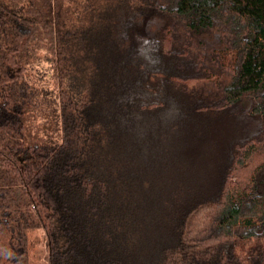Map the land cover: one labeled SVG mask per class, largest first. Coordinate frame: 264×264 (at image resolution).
I'll return each instance as SVG.
<instances>
[{
    "label": "trees",
    "instance_id": "trees-1",
    "mask_svg": "<svg viewBox=\"0 0 264 264\" xmlns=\"http://www.w3.org/2000/svg\"><path fill=\"white\" fill-rule=\"evenodd\" d=\"M35 229L46 264H264V0H0V264Z\"/></svg>",
    "mask_w": 264,
    "mask_h": 264
},
{
    "label": "rangeland",
    "instance_id": "rangeland-1",
    "mask_svg": "<svg viewBox=\"0 0 264 264\" xmlns=\"http://www.w3.org/2000/svg\"><path fill=\"white\" fill-rule=\"evenodd\" d=\"M40 57L38 58V63L37 66H35V72H30V74L32 73L34 78L35 79H39V78H43L44 82H47V80L49 79V77L45 74L47 73L48 69H49V65L46 61H44V59L42 58L44 56L43 53H40ZM39 69H43V70H39ZM48 73H50V71H48ZM44 75H46L44 77ZM52 81V80H51ZM42 82V81H41ZM43 83V82H42ZM44 107V108H43ZM51 111H49L48 107L46 106H41L40 108L39 107H36V108H32L31 111H30V115L28 117V120H27V124L30 126V128L32 129L31 130V134L34 138H37V139H46V136L48 135H57L58 133L60 134V132L58 131L57 133H55V130L54 129H57V126L55 127L53 125H50L49 124V121H48V116L50 114ZM156 116V115H155ZM161 122H165V123H173L174 120H161ZM54 130V131H53ZM154 131H152V136L154 138V140H157L158 141H163L164 139H166V134L168 132H165L163 130V132H165V134H160V133H157L155 130H156V126L154 127L153 129ZM172 132H169L167 135H168V138H169V141H167L168 143L165 144V146H169L170 145V148L172 147L171 145L173 144H179L178 141H171L172 137L170 138V134ZM152 136L150 137L151 141L153 140ZM182 141H186L189 142V139H184ZM184 143V142H183ZM182 143H180L181 145ZM184 145V144H183ZM173 159V157H170ZM200 158V156H199ZM200 161V160H199ZM164 162L167 164V162H169V164H167L168 166L171 165V160H168L165 159ZM155 163L158 165L159 163L155 161ZM158 169V167H157ZM170 178V177H169ZM173 178L171 177L169 180L167 181H164V182H169V186L171 184V180ZM165 180V179H164ZM145 184H150L148 181H145ZM173 186V185H172ZM145 192V191H144ZM159 192V189H156L155 193H158ZM174 192L173 194L174 195H181L180 193L176 192L175 190H171L170 194ZM215 197L217 196L218 192L216 189H214V191H212V193ZM210 194V195H211ZM166 195L167 197L169 196V189H165V191L162 192V194L160 196H164ZM45 232H43L42 229H35L34 231H30L29 232V240H30V264H46L47 263V258H48V253H47V241H46V237H45ZM247 250H243L242 251H239L238 253L241 254V257L237 260L238 262L242 263V264H246L248 262V254H247Z\"/></svg>",
    "mask_w": 264,
    "mask_h": 264
}]
</instances>
